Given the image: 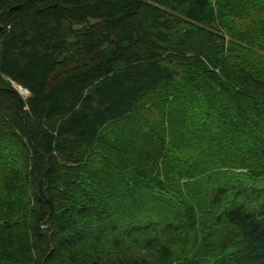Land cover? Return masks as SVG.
Masks as SVG:
<instances>
[{
  "label": "trees",
  "instance_id": "trees-1",
  "mask_svg": "<svg viewBox=\"0 0 264 264\" xmlns=\"http://www.w3.org/2000/svg\"><path fill=\"white\" fill-rule=\"evenodd\" d=\"M242 1L0 0V264H264V0L244 58ZM140 109L147 143L103 135Z\"/></svg>",
  "mask_w": 264,
  "mask_h": 264
},
{
  "label": "rangeland",
  "instance_id": "rangeland-1",
  "mask_svg": "<svg viewBox=\"0 0 264 264\" xmlns=\"http://www.w3.org/2000/svg\"><path fill=\"white\" fill-rule=\"evenodd\" d=\"M256 2H257V0H243L242 1V7L245 8V10L239 12L238 16L232 18L230 21L234 24L233 26H235V28H237L234 31V33L232 34V36L227 34L225 30H223V28L228 26V23H225V22L222 23L219 20H217L215 22V25L217 26V28H214V29H217V31H218V29L221 28V30H223V33L225 34L226 42L229 44H233V43L235 44V46L240 50L239 54L241 55V58H244L245 53H247L251 57H253L255 54L260 53V52H258V53L256 52L255 44L253 41H248L245 39L244 40L240 39L241 41L232 39V37H236L234 35L235 32H237V31L239 32V30H241L240 29V23H242L244 21L243 16L248 15L247 18L251 17V14L248 13L247 8L250 6V4H253L254 6H256ZM259 55H261V54H259ZM263 61H264V58H263ZM263 64H264V62H263ZM16 87L24 97H27L29 95L28 91L23 90L21 87H18V86H16ZM155 108H156V105H155V103H153L151 105L150 109L153 110ZM147 119L149 120V124H150L152 122V121L150 122V117L147 115V113L145 111H143V109H140V111H138L135 114L134 118L133 119L130 118L127 125H125L127 129L126 128L122 129L123 126L120 124L112 123V124H108L104 128L103 135L106 137H107V135H109L108 137H110L111 139H116L117 141L119 140L123 144L128 143V142H126L127 139L131 140L133 136H138V140L136 139V144H137V146H141V144H142L141 141H143L144 143H147V141L149 140L148 138H146V133L149 132L148 131L149 129L147 130V128L142 127V124H143L142 122H146ZM149 124H148V126H150V128L152 129L153 126L149 125ZM140 125H141V127H140ZM168 130H169V127H168ZM168 134H169V131H168ZM149 135L152 137V134L150 132H149ZM128 144H130V143H128ZM11 151H12V149H11ZM136 158L137 159L141 158L140 160H144L146 158V154L144 155L143 153L142 154L137 153ZM15 161L18 164L17 156H15ZM105 166L108 167L109 169L112 168V170H113V163L109 157H107V164H105ZM193 237L194 236L192 233H188L186 236V238L189 242L192 240L191 238H193ZM183 244L184 243L182 242V246H176V249L180 250L183 247ZM187 244H188V242H187ZM193 244H195V243H193Z\"/></svg>",
  "mask_w": 264,
  "mask_h": 264
}]
</instances>
